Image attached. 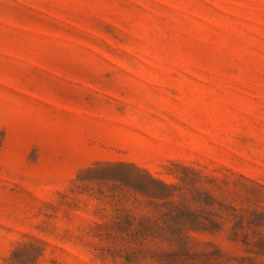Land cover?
I'll return each mask as SVG.
<instances>
[{
	"label": "rangeland",
	"instance_id": "1",
	"mask_svg": "<svg viewBox=\"0 0 264 264\" xmlns=\"http://www.w3.org/2000/svg\"><path fill=\"white\" fill-rule=\"evenodd\" d=\"M0 264H264V0H0Z\"/></svg>",
	"mask_w": 264,
	"mask_h": 264
}]
</instances>
